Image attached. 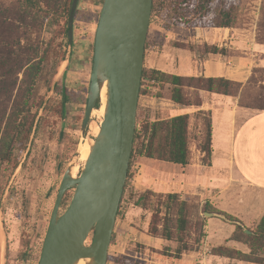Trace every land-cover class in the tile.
<instances>
[{
  "label": "rangeland",
  "instance_id": "obj_1",
  "mask_svg": "<svg viewBox=\"0 0 264 264\" xmlns=\"http://www.w3.org/2000/svg\"><path fill=\"white\" fill-rule=\"evenodd\" d=\"M156 1L146 43L145 54L148 57L164 43V30L173 26L170 0ZM103 3L104 0H80L78 16H75L73 44L77 46L78 53L72 56L73 46L63 33L69 20L66 13L52 17L45 3L40 4L41 10L38 11L29 7L27 0H0V61L7 64L5 68L0 69V151L4 148L1 143L7 118L28 68L22 65L37 54L33 62L42 61L45 66L38 77L32 75L37 69H34L32 74L30 70L26 73L29 75L27 81L33 83L36 79L35 85L39 95L45 97V105L39 112V117L44 119L38 132L34 131L32 134L26 152L18 150L19 145L16 142L12 141L11 144V148H18L16 153L20 165L14 173L12 172L0 200V264H38L62 178L72 164L77 167V178L84 170L85 160L78 151V145L83 137L82 125L90 86L95 35ZM235 3L237 26L251 30V34L255 33L256 38L263 41L264 0H235ZM210 18H214L213 15ZM50 45L53 50L47 49ZM33 47H38L36 53L31 51ZM201 48L197 49L198 61L202 59L204 52ZM45 50L49 54L47 57H44ZM55 51L58 54H55ZM63 53L66 61L59 64L56 75H53L56 58ZM67 60L72 63L69 73ZM148 65L149 63H145L144 68L147 69ZM253 73L241 93V103L252 107L247 109L264 111V67H257ZM50 79L51 88L48 89L47 81ZM143 80L145 79L142 78L141 88L146 86L143 90L147 95L139 98L136 127L140 128L143 122L157 117L189 114L192 159L189 165L181 167L134 157L130 178H127L129 184L124 190L119 208L121 213L114 229L115 239H112L109 248L111 261L108 264H238L232 260L226 263L214 262L213 249L227 246L229 226H234L220 216L209 218L201 213L202 219L193 217L191 229L186 237L194 239L200 235L201 243L196 250L186 252L180 258L175 255V243L153 237L150 233L153 214L156 211H162L163 214V204L169 193H178L181 199L198 205L199 211H202L207 202L213 208L217 207L204 195L207 174L205 171L211 160H208L200 149L204 144L205 123L210 115L207 106H204L205 91L186 87L187 100L193 104H203L200 107L184 106L170 100V84L165 85L161 98H158L156 92L148 89V83ZM60 81L75 93V99L65 106L63 114L60 112L61 96L55 88ZM201 111L206 112V115ZM102 119L101 112L95 111L92 114L87 133L93 140L96 134L91 130V124L95 123L100 129ZM151 163L154 166L148 165ZM14 164L15 161H0V174L10 173ZM190 166L191 172H188L186 168ZM186 175L193 184L191 190H186L180 185ZM73 194V189L66 192L60 214L69 206ZM241 194L247 200L264 197L263 192L250 191L245 185ZM259 223L260 221H257L245 226L255 230ZM90 243L91 240H88L87 244ZM205 246H208L210 252L204 250ZM27 249L31 251L29 260L21 259L22 253L28 252Z\"/></svg>",
  "mask_w": 264,
  "mask_h": 264
},
{
  "label": "water",
  "instance_id": "obj_2",
  "mask_svg": "<svg viewBox=\"0 0 264 264\" xmlns=\"http://www.w3.org/2000/svg\"><path fill=\"white\" fill-rule=\"evenodd\" d=\"M79 2L73 0L69 15L71 46ZM153 3L154 0H104L95 35L83 135L99 106L105 82L107 110L84 170L73 178L69 168L62 178L39 264H76L83 258H91V264H108L133 151ZM70 189L74 190L72 200L60 214ZM205 216L224 219L216 213Z\"/></svg>",
  "mask_w": 264,
  "mask_h": 264
},
{
  "label": "trees",
  "instance_id": "obj_3",
  "mask_svg": "<svg viewBox=\"0 0 264 264\" xmlns=\"http://www.w3.org/2000/svg\"><path fill=\"white\" fill-rule=\"evenodd\" d=\"M27 2L29 7L38 9V11L41 10L40 4L45 3L50 11V14L53 15L52 17L66 13L68 19L73 0H27ZM220 3L221 7L219 8ZM156 5L157 1L154 0L153 12L156 9ZM214 6H216V8H214ZM170 10L172 13V25H181L186 28H231L237 26V5L235 0H170ZM211 15H213L214 18L211 19ZM77 16L78 12L76 14V18ZM68 21L69 20H67L65 24V30L63 32L67 37L69 30ZM262 42L264 43V40ZM59 46L61 47V45ZM47 49L53 50L54 48L50 45ZM201 49H203L206 53L225 54L224 49L220 50L214 46H204ZM55 50L58 49L55 48ZM31 51L36 53L38 51V47H33ZM23 52L25 53V51ZM47 52L48 51L45 50L44 57L49 55ZM55 54H58L57 51H55ZM36 55L37 54H34V57L27 59L26 64L22 65L28 66L24 74L25 79L22 81L23 88L21 87L19 90L3 131L1 145L4 148L0 151V161H15V164L10 173L7 174L6 172H2V174H0V200L12 174L20 165L16 153L18 148H11L12 141L19 145L18 150L26 152L32 134L34 131L38 132L44 119L43 117H39V112L45 105V97L39 95L38 88L35 85L36 79L33 83H29L27 81V76L29 77V75L26 74L29 70L32 74L34 69H37L35 74L32 75L38 77L39 72H42V67L44 69L45 66H43L42 61L33 62ZM64 61H66L64 53L61 54L60 57L56 58V62L54 64L55 72L53 75H56L57 67ZM1 62L4 64H1ZM6 65L7 64H5L4 61H0V69L5 68ZM51 79L47 81L48 89L51 88ZM143 79H149L160 83L159 90L155 93L158 98H161L165 85L170 84L172 86L170 100L179 105L202 106L203 103L199 102L193 104L187 100L185 88L192 87L209 93L240 97L239 100L242 106L252 108L251 106L243 105L241 103V93L244 89L242 84L226 78H207L204 76L183 77L167 74L156 69L144 68ZM1 82L0 77V83ZM55 88L57 94L61 96L62 105L60 112L63 114L65 106L75 99V93L71 92L62 81L58 82L55 85ZM142 95H147V92L144 94L143 88H141L140 93V96ZM95 111L102 113L101 108H97ZM5 113L6 111L4 114ZM202 113L206 115V112ZM1 130L2 127L0 128V132ZM191 143L189 114H182L168 118L157 117L153 120L143 122L140 128L136 127L128 180L130 178L132 162L136 156L182 167L189 165L192 159ZM200 149L205 153V157L210 160L213 152L211 112L205 123L204 144ZM128 184L129 183L127 181L125 190L127 189ZM163 207V214L162 211H156L153 214L150 225V233L153 237H160L164 241L175 243L176 257L180 258L184 253L196 250L201 243V239L199 238L200 235L196 236L194 239H188L186 237L187 233H189L191 229L193 217L202 219L201 213H217L224 217L225 222L234 225L236 228L230 237V240L247 245L250 251L245 253L228 246H220L213 249V255L245 263L264 264V217L261 219L257 228L253 230L247 228L237 217L217 208H213L209 202L203 206L202 211H199L198 205L193 204L189 200L181 199L178 193L167 194ZM120 213L121 211L119 210L118 216H120ZM160 214L162 216H160ZM201 226H203V224H201ZM246 231H250V233H247ZM114 239L115 234H113V240ZM27 251L28 252L22 253L21 259L29 260L31 251L28 249ZM110 261L111 257L108 258V262Z\"/></svg>",
  "mask_w": 264,
  "mask_h": 264
},
{
  "label": "crops",
  "instance_id": "obj_4",
  "mask_svg": "<svg viewBox=\"0 0 264 264\" xmlns=\"http://www.w3.org/2000/svg\"><path fill=\"white\" fill-rule=\"evenodd\" d=\"M164 33V43L158 50L150 57L145 54L149 69L183 77L226 78L244 88L254 70L264 67V43L255 33L251 34V30L239 26L186 28L173 25ZM204 46L224 49L225 54L203 52L198 61L197 49ZM77 49L74 45L72 56L78 53ZM67 62V72H70L72 63ZM203 97L204 106L211 112L213 150L205 171L204 195L215 207L237 217L245 225L259 222L264 217V197L247 200L241 193L244 185L250 191L264 193V111L247 109L249 107L240 104V97L209 92ZM148 165L154 166L153 163ZM186 169L191 172V166ZM187 177L180 185L191 190L193 184ZM235 229V226H229L226 245L248 253L247 245L230 240ZM213 259L216 263L231 261L214 255Z\"/></svg>",
  "mask_w": 264,
  "mask_h": 264
},
{
  "label": "bare ground",
  "instance_id": "obj_5",
  "mask_svg": "<svg viewBox=\"0 0 264 264\" xmlns=\"http://www.w3.org/2000/svg\"><path fill=\"white\" fill-rule=\"evenodd\" d=\"M107 86H108V83L105 82L104 85H103V87H102L101 99H100L99 106H98V108L101 107L102 115H103V119L100 120L101 121V124H102V122L104 120V116H105L106 110H107V102H108V87ZM94 112H95V110L93 111V113ZM90 123H91V121H90ZM101 124H100V129L98 127H96V124L95 123H92L91 124V130L93 131L94 134H96V137L100 133ZM88 128H89V126H88ZM88 128L86 130L85 135H83V137L81 138L80 143L78 145V151H79V153L82 154V157L85 160V163L87 162V160H88V158L90 156L92 147L94 146L95 139H96V137H95V139L93 140L88 135V133H87L88 132ZM76 170H77V167L74 164H72V166H71V174H72V177L73 178H77V176L75 174L76 173ZM91 263H92V259L91 258H83V259H80L76 264H91Z\"/></svg>",
  "mask_w": 264,
  "mask_h": 264
},
{
  "label": "built area",
  "instance_id": "obj_6",
  "mask_svg": "<svg viewBox=\"0 0 264 264\" xmlns=\"http://www.w3.org/2000/svg\"><path fill=\"white\" fill-rule=\"evenodd\" d=\"M143 81H146L148 83V85H149L148 86L149 87L148 89L152 90L154 93L159 90V85H160L159 82H157V81H151L149 79H145ZM142 87L143 88H146V86H144V85ZM204 250L207 251V252H210L208 246H205L204 247Z\"/></svg>",
  "mask_w": 264,
  "mask_h": 264
},
{
  "label": "flooded vegetation",
  "instance_id": "obj_7",
  "mask_svg": "<svg viewBox=\"0 0 264 264\" xmlns=\"http://www.w3.org/2000/svg\"><path fill=\"white\" fill-rule=\"evenodd\" d=\"M42 249V248H41Z\"/></svg>",
  "mask_w": 264,
  "mask_h": 264
}]
</instances>
